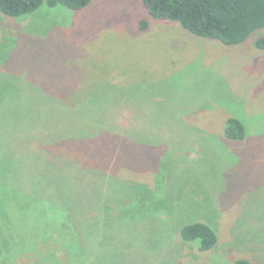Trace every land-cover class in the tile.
Segmentation results:
<instances>
[{"label": "rangeland", "instance_id": "374dc122", "mask_svg": "<svg viewBox=\"0 0 264 264\" xmlns=\"http://www.w3.org/2000/svg\"><path fill=\"white\" fill-rule=\"evenodd\" d=\"M42 8L0 15V264H264V29L225 47L141 0Z\"/></svg>", "mask_w": 264, "mask_h": 264}, {"label": "trees", "instance_id": "16d2710c", "mask_svg": "<svg viewBox=\"0 0 264 264\" xmlns=\"http://www.w3.org/2000/svg\"><path fill=\"white\" fill-rule=\"evenodd\" d=\"M92 1L0 0V15L18 19L35 13L42 6L47 10L59 7L67 11H78ZM141 2L150 19L176 23L196 38L216 41L225 47L243 44L254 32L264 29V0H141ZM137 29L144 32L148 29V22L141 20ZM254 47L264 49V38L256 39ZM221 135L227 141H242L245 129L239 120L228 117L222 123ZM86 214L82 213L83 216ZM179 237L183 242H198L197 249L200 252L212 249L217 243L215 231L201 222L183 225L179 230ZM100 262L102 261L98 260V263ZM233 264L252 263L239 259Z\"/></svg>", "mask_w": 264, "mask_h": 264}]
</instances>
